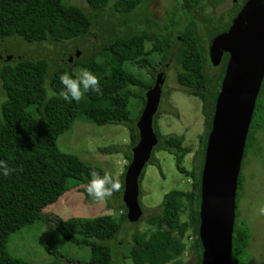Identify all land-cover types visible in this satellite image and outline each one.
<instances>
[{
  "label": "trees",
  "instance_id": "16d2710c",
  "mask_svg": "<svg viewBox=\"0 0 264 264\" xmlns=\"http://www.w3.org/2000/svg\"><path fill=\"white\" fill-rule=\"evenodd\" d=\"M213 1V2H212ZM224 0H178L181 14L175 18L173 7L169 21L163 28L153 30L157 24L146 20L145 28L130 26L131 15L144 9L146 0H85L89 12H85L71 0H0V42L20 39L27 43L75 42L90 33L94 17L110 11L120 17V23L129 30L120 34L113 33L104 45L102 52L115 66L135 64L150 74L147 84L137 79L134 86L140 93L131 89L130 78L123 77L120 86L109 89L108 77L97 71L100 66L92 60L57 65L50 70L47 57L32 58L14 56L3 59L0 64V160H6L10 167L23 168L24 171L38 172L42 175L59 177L62 190L83 186L90 179L88 173L95 169L103 174V169L79 163L77 169L61 165L55 158L43 154L42 142L46 135L52 134V144L59 134L70 131L76 119L98 125L118 123L126 125L129 143L113 147V151L123 153L131 161L132 148L138 141L136 122L145 103V93L155 80L154 55L161 61L173 57L177 65L175 82L189 94L201 101V114L204 117L205 133L200 137L202 158L198 171L191 170V189L189 191L171 190L163 195L159 206L146 217L149 223H158L160 228L144 234L135 229L129 242L127 258L132 264H169L166 257L171 253L179 255L184 250L181 237L186 231L194 236L188 250L201 262L202 247L198 238L199 203L201 171L204 162L206 139L211 129L215 102L219 93L223 66L213 74L208 73L209 57L205 44L204 19L210 11L211 3ZM229 3V2H228ZM232 3V2H231ZM149 47V48H147ZM218 59V58H217ZM226 59V58H224ZM80 65L94 71L99 78L103 96L87 92L79 103L65 101L60 95L63 86L59 76L67 71L73 78V68ZM47 85V87H45ZM49 90L56 93L49 98ZM135 97L141 107L135 117L131 116L129 98ZM158 112L153 117V130L157 138L147 164H153L162 174L156 151H166L175 160V167L183 172L182 163L190 149L183 144L182 135H163L157 125ZM264 129V74L255 100V105L246 135L243 158L250 149L263 151L257 140V133ZM144 166V168H145ZM242 169V161L241 167ZM125 171L119 177L123 183ZM144 169L139 177V185ZM243 175L239 172L235 198V216L232 229L230 264H249L248 243L250 230L244 218L238 219V203L243 190ZM122 190L118 196L122 213L118 218L111 214L95 217H70L56 222L55 233L77 246L89 249V259L84 264H112V249L107 241L115 240L120 233L121 222L127 220L126 209L122 203ZM140 197V189H139ZM54 201L39 194L16 191L0 187V264H31L11 255L6 247L10 236L24 228L44 220L42 209ZM111 202L108 200L107 206ZM183 203L187 205V217L181 220ZM141 218L135 222L137 224ZM51 238L45 249L55 258L61 257Z\"/></svg>",
  "mask_w": 264,
  "mask_h": 264
},
{
  "label": "rangeland",
  "instance_id": "374dc122",
  "mask_svg": "<svg viewBox=\"0 0 264 264\" xmlns=\"http://www.w3.org/2000/svg\"><path fill=\"white\" fill-rule=\"evenodd\" d=\"M85 12H89L85 0H71ZM177 18L181 14L178 0H146L145 8L135 11L130 18V26L145 28L146 20L157 24L152 29L163 28L168 23L172 8ZM129 30V27L120 23V17L110 11L108 5L104 12L94 17L93 27L81 40L75 42L57 43H27L14 38L0 43V64L4 54L14 56H29L32 58L47 57L50 61V70L57 65L71 64L74 60L86 62L92 60L100 66L98 74L108 77V88L114 89L123 82L125 74L130 78L134 93H140V87L134 86L137 79L147 84L150 74L135 64H125L123 67L115 66L104 56L102 49L113 33L120 34ZM149 48V47H147ZM4 49L5 51L3 52ZM75 51L78 52L74 57ZM168 59V58H167ZM167 72L162 86V94L158 105L157 125L163 135H182L183 144L190 149L182 163L183 172L175 167L174 157L166 151L154 153L160 164L161 172L153 164H147L140 181L139 204L142 209L141 221L137 224L128 220L121 222V231L117 238L107 241L112 249V264H132L127 258L129 242L135 229L144 234L160 228L158 223H149V216L161 203L163 195L171 190L189 191L191 189V170L200 168L202 149L200 137L205 133L204 117L201 114V101L185 91L175 82L177 65L173 57L169 58ZM154 71L160 67L161 56L154 55L151 59ZM163 62V61H162ZM208 68V73L213 74L217 68ZM80 65L73 68V73L79 75ZM91 71V70H89ZM94 75V71H91ZM157 73V72H156ZM155 73V75H156ZM140 91V92H139ZM145 94V91H143ZM84 99V97H83ZM82 99V100H83ZM141 107L140 101L135 97L129 98L131 116L135 117ZM42 142V152L55 158L61 165L77 169L79 163L94 165L108 170L114 176H121L126 170L127 161L122 152L113 151L115 146L129 143V132L124 124L108 123L98 125L81 119L74 121L70 131L59 134L52 144V134L45 133ZM259 146L264 148V129L257 133ZM243 190L238 203V219L244 218L250 230L247 247L249 264H264V216L256 212L257 205L264 201V153L260 149H250L242 158ZM0 187L16 191L39 194L53 199V203L42 209L43 221L25 226L13 233L7 244V251L16 257L22 258L31 264H84L89 259V249L77 246L55 233L56 222L70 217H95L111 214L118 218L122 213L118 196L98 203L91 197H85L83 186H78L67 191L62 190V181L59 177L47 176L38 172H15L8 177L0 175ZM123 203V202H122ZM187 217V205L183 203L181 220ZM54 238V246L61 257L55 258L47 252L45 245ZM184 250L181 254H169L166 261L169 264H196V257L188 250L194 236L186 231L181 237Z\"/></svg>",
  "mask_w": 264,
  "mask_h": 264
},
{
  "label": "water",
  "instance_id": "95a60500",
  "mask_svg": "<svg viewBox=\"0 0 264 264\" xmlns=\"http://www.w3.org/2000/svg\"><path fill=\"white\" fill-rule=\"evenodd\" d=\"M209 55L227 51L230 59L215 102L201 171L198 238L200 264H230L237 178L247 131L264 74V0L215 2L213 16L204 21ZM1 43V42H0ZM78 52L75 51L74 57ZM168 60H164L136 122L138 141L123 176L121 199L127 220L137 222L139 177L157 138V112Z\"/></svg>",
  "mask_w": 264,
  "mask_h": 264
},
{
  "label": "clouds",
  "instance_id": "9594fccd",
  "mask_svg": "<svg viewBox=\"0 0 264 264\" xmlns=\"http://www.w3.org/2000/svg\"><path fill=\"white\" fill-rule=\"evenodd\" d=\"M59 80L63 86L59 95L68 102L75 101L79 103L85 93L91 91L98 96H103V90L100 86L99 78L88 69H81L78 76H73L65 71L59 76ZM47 87V85H45ZM49 98L56 95L55 92L49 90ZM23 168L10 167L6 160H0V175L8 177L15 172H22ZM90 179L84 185L85 192L89 197L98 203H102L110 199L114 193L121 191L124 187L119 176H114L112 172L104 170L103 174L92 169L88 173ZM256 212L260 216H264V201H260L257 205Z\"/></svg>",
  "mask_w": 264,
  "mask_h": 264
},
{
  "label": "flooded vegetation",
  "instance_id": "af4514ba",
  "mask_svg": "<svg viewBox=\"0 0 264 264\" xmlns=\"http://www.w3.org/2000/svg\"><path fill=\"white\" fill-rule=\"evenodd\" d=\"M224 1H226L227 3L228 2L229 3H231V2L234 3L237 0H224ZM214 5H215V3H211V5L209 7L210 11H209V13L206 14L204 21L207 20V19H210L213 16ZM205 36H206V34H205ZM205 44L209 48L206 38H205ZM2 50H3V52L5 51L4 49H2ZM206 54L209 57V50L208 49H207V53ZM214 55H215L214 56L215 57L214 58L215 59L214 62H212L211 59H208L209 60V65H210L209 67L210 68H214L215 67V68L221 69V67L223 66V75H222V80H223V77L225 75V70H226L227 64H228L229 59H230V54L227 51H221L220 54H218V52H217ZM8 57H12V55L11 54H4V59H7ZM224 58H226V59H224ZM164 60H170V59H164ZM163 63L164 62H162L161 66L159 67V70L157 71L156 75L161 71ZM156 75H155V77H156Z\"/></svg>",
  "mask_w": 264,
  "mask_h": 264
}]
</instances>
